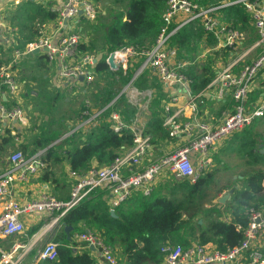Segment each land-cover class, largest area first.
<instances>
[{
	"label": "built area",
	"instance_id": "obj_1",
	"mask_svg": "<svg viewBox=\"0 0 264 264\" xmlns=\"http://www.w3.org/2000/svg\"><path fill=\"white\" fill-rule=\"evenodd\" d=\"M232 5L242 6L249 15V23L255 30L257 40L245 53L253 48L258 49L257 57L235 71L246 54L242 55L227 68L220 70L206 90L201 93L188 92V101L182 109L173 110L178 97L169 95L162 103L163 126L168 130L171 139L184 137L186 143L142 167L143 161L151 152L152 139L149 135H144L135 120L127 122L125 115L151 105L158 85H163L169 92H172L174 86L189 87L190 81L185 73L189 66L200 62L203 55L187 61L178 59L179 51L172 46V38L182 27L189 24L201 26L206 34L213 35L217 48L221 49L236 50V47L245 41L244 31L223 20L224 15L220 10ZM56 13L61 24L79 17L88 22H95L99 17L95 0H63ZM1 27L0 24V31ZM82 44L83 37L78 33L64 35L57 41L43 34L28 43L24 50H15L9 65L0 70V123L12 120L23 125L27 123V117L18 105L7 107L4 102L6 91L14 98L17 96L18 85L14 70L18 60L24 55L36 51L43 52L50 64L57 65L61 83L75 85L82 78L86 88H89L95 80L93 68L98 59L82 52ZM112 53L115 56L114 62L124 73L129 71L131 63L137 62L139 65L131 80L112 102L95 111L93 117L102 118L110 113L108 121L112 123L114 133H130L134 141L133 147L109 166L92 167L83 174L72 172L69 200L62 201L52 195L42 194L38 199L23 204L13 199L3 201L9 192V186L17 180L28 182L30 176L44 169L45 162L42 159L43 152L29 157L22 150L14 151L9 157L10 171L0 177V239L25 234L23 219L27 215L56 214L54 223H59L70 210L100 188L108 190L109 206L115 211L135 192L140 191L144 196H150L156 181L164 174H169L176 180L196 183L212 165L211 152L235 133L264 117V100L256 103H251L250 100L255 82L264 70V0H220L216 5L207 6H202L194 0H168L160 32L151 47L127 46ZM145 79L149 84L148 88ZM211 89L216 93L217 99H222L226 92H230L234 103L233 110L224 115L216 125L203 119L198 106L200 99ZM87 106L91 108L89 102ZM118 106L122 109L117 110ZM184 111L189 112L190 118L182 121L181 114ZM192 154L196 156L195 159ZM247 218V226L236 225V230L244 235L239 245L222 252L214 245L190 243L189 246H184L167 242L160 247L164 256L161 264H264L263 249L256 243L257 239L264 235V211L250 209L247 211ZM72 241L93 248L98 253L101 264H119L118 250L112 248L101 234L86 230L76 233ZM31 248L27 244L17 242L9 251L1 253L0 264H27L25 260L30 255ZM58 257V244L52 239L42 245L30 264H56Z\"/></svg>",
	"mask_w": 264,
	"mask_h": 264
},
{
	"label": "trees",
	"instance_id": "obj_2",
	"mask_svg": "<svg viewBox=\"0 0 264 264\" xmlns=\"http://www.w3.org/2000/svg\"><path fill=\"white\" fill-rule=\"evenodd\" d=\"M194 1L207 6L216 5L220 0ZM167 2L168 0H116L115 4L118 7L108 10V18L99 16L98 24L90 27L88 37L92 35L96 38L100 32L102 33V50L106 53L103 56L98 54L100 52L92 43H83L80 46L82 52H94L95 58L99 57L94 66L96 81L90 90V100L97 109H102L112 102L133 75L132 69L127 73L121 69H111L106 62L108 54L127 46L151 47L160 32ZM220 11L224 14V19L236 29L244 31L250 22L249 15L240 5L225 7ZM31 15L29 17L31 24L29 18L27 19V25H30L27 34L31 37L28 41L33 42L39 36L45 21L55 20L57 14L38 6ZM104 19L107 21L101 22ZM203 34L205 31L197 24L182 27L172 38V46L178 49L179 58L184 61L193 60L195 54L190 56V53H193L190 44L201 39ZM207 36L215 40L213 35ZM182 50H186L187 53L182 54ZM213 63V60H209L186 71L191 92L201 93L213 81L216 76ZM145 83L148 88L147 79ZM162 98L163 95L159 93L156 101L150 105L154 117L150 126L155 129L152 131V142L158 137V139L169 137L163 126L164 119L159 117ZM116 109L121 110L122 107L118 106ZM85 110L86 103H82L77 115H82ZM109 114H105L100 124L89 133H74L52 147L50 146L54 142L62 138V131L42 128L32 142L35 149L30 153L46 149L42 159L47 165L50 160L54 162L65 160L70 170L78 174L87 172L94 163L109 166L123 155V148H132L134 145L130 133L124 132L122 135L114 133L112 123L108 121ZM134 114L135 112L127 113L125 120L128 122ZM144 135L148 133L144 131ZM256 145L254 138L249 136L241 142V153L247 155L253 165L260 166L261 169L252 171L244 178L243 187L235 190L227 202V209L232 217L230 222L221 221L211 214L206 216L202 225L199 224L200 220L197 217L203 211H200L196 198L202 193L203 188L212 183L211 173L204 172L196 183L167 179L148 197L142 193L132 195L125 204L114 211L115 216L104 201L106 192L97 189L60 220L61 229L53 239L58 244L59 257L56 264H98L91 253L79 254L76 251L77 246L73 245V236L86 230L101 234L112 248L118 250L119 264H161L164 256L160 252V247L167 242L189 246L191 240H195L200 245L212 244L222 252L239 245L244 235L236 230V225L247 226L248 210L264 211V153H261ZM24 151L27 152L26 149ZM64 226L73 228L70 240ZM34 231L35 228L30 233L33 234Z\"/></svg>",
	"mask_w": 264,
	"mask_h": 264
},
{
	"label": "crops",
	"instance_id": "obj_3",
	"mask_svg": "<svg viewBox=\"0 0 264 264\" xmlns=\"http://www.w3.org/2000/svg\"><path fill=\"white\" fill-rule=\"evenodd\" d=\"M62 3L63 0H0V24L2 25L0 31V70L9 65V62L12 59L15 50L22 51L24 50L25 46L31 42L28 41V38L30 40L31 37L27 34L29 33L28 28L30 26L27 25L28 24L27 19L32 16L31 14L35 12L37 7L43 6L47 10L56 13V10H58L62 6ZM30 7H35V8L34 10H30L29 9ZM84 21L86 20L83 17H79L73 21L71 20L61 24L59 23L58 14H57V18L55 20L45 21V23L43 24V29L38 34L39 36L36 37L33 41L37 40L43 34L46 36H50L54 39V41H57L58 38L64 35L70 33H78L83 37V43H87L88 34L83 31V24H82ZM29 23L31 24L30 18H29ZM212 51L213 52L209 54V58L215 59L217 55H219V60L217 61L215 67H213V70L216 72L217 75V73L220 70L227 68L230 65L229 64L230 62H228L226 65L220 64L221 58H223L225 55L227 56L229 52H230L229 55L232 54L231 51L233 50L217 48V44H216V49H213ZM37 54H40V57L44 61L43 67H35L37 63L36 58L38 57ZM205 54L207 53L196 55L193 58L195 59L197 56L203 55V59L194 66L204 64L203 62L206 59ZM97 58L99 59V57ZM178 59L184 60L179 58V55H178ZM244 64L245 63L241 62L239 66L235 69V71H238V69L242 67ZM138 65L139 64L137 62H133L130 65V69L137 67ZM191 67L193 66L192 65L189 66L188 69ZM34 68L37 69L38 72H40V77L43 79L44 83L50 80L51 81L50 87L52 86L54 88L60 89V94L68 93L70 96H72L71 98L68 97L66 99V103H70V100H72L73 97L75 98L76 101L79 102L78 109L81 108L82 103H86V110L82 113V115L78 116L79 117L78 121L73 126H71L69 123L63 124V122L65 121L63 119L65 118L60 120V126L61 127L67 126V129L69 131L63 133L62 138L54 142L50 147L60 143V141L68 138L74 133H78V132L83 134L89 133L94 127L100 124L101 117L94 118L93 116L95 115V111H99L101 109L99 108L97 109L95 105H93L90 102L91 100H89V98H91L90 90L96 79L89 88H86V84L83 81V79L79 80L75 85L61 83L58 78L57 65L50 64L47 61L45 54L43 52H39V53L35 52L32 54L24 55L18 60V64L14 70L15 80H17L18 77L22 78V80H24L23 81L24 84H26V80H25L26 77L24 76L25 74L26 75L30 74V72ZM93 72H94V77L96 78L94 68H93ZM23 86H24L23 84L22 85L18 84L17 96L15 98L10 94L9 91L5 92L4 102L7 107L18 105L22 109L21 102L19 99V94L21 93ZM156 90H158V92L163 95V98L161 99L159 106L160 118L164 117V109L162 107V103L163 101H166L168 99L169 95L173 94L178 97V102L173 107V110L176 111L177 109H182L186 106V103L188 101V92H191L190 85L187 88L174 86L172 92H169L163 85L162 86L158 85ZM215 94L216 93L213 91V89L208 90L198 102L201 116L205 121L213 125L218 124L221 121V119L224 117V115L231 112L234 107V103L231 98L230 92H226L222 99H217L215 97ZM261 99L264 100V70L259 74L258 79L255 82L254 90L250 94L251 103H256ZM87 102L91 104V108H88ZM33 104L34 103L32 104L29 103L27 111L25 109H22L25 115L32 112L31 110L33 108ZM223 107L226 108L222 110ZM86 112H89V114H86ZM134 112L135 114L132 120H135L136 124L143 131L147 132L148 135L152 138L153 137L152 131L155 129H153L150 126L151 122L154 119L153 110L150 108V105L147 108L142 109L141 111L138 112L134 111ZM181 115H182L181 116L182 121H185L188 118H190V114L188 111L182 112ZM26 117H27V123L25 125L16 122L14 120L3 121L0 123V129H1L0 130V177L5 176L10 171L11 165H10L9 157L14 151L22 150L23 153L29 157L34 156L39 152H43L44 154V152L46 151V149L45 150L39 149L34 154L30 153L35 149V147L32 145V142L35 141L38 132L37 130L33 132L29 131L28 129L29 116ZM253 127L256 128L255 131L253 130L254 132H249V134H247L246 136L247 137L249 136L250 138H254V141H256L257 144L256 147L260 149L261 153H264V117L261 119H257L254 122ZM243 130H240L239 132L235 133L230 139L223 142L215 151L211 152L212 165L205 172L211 173L213 176H212V183L207 187H209L210 190V188L213 187L212 184L214 183V185H218L216 189L218 191L214 190L216 195H212V198H210L205 203L204 209H202L203 212L199 217H197L200 220L199 221L200 225L204 223V219H206V216H209L211 214L217 216L218 219L221 221L230 222L232 220V217L230 215L229 210L227 209L226 204L231 199V196L233 195L234 191L241 189L243 187V179L248 177V175L250 174V173L247 174V171H245L244 167L248 166L249 169L251 170L253 169L252 171L261 169L260 166H254L247 155H243L241 153L242 150L241 142L246 137V136H242L244 133ZM32 133H36V135L34 136ZM158 138L155 140V142H152L151 152L147 156V158L143 161L142 167L147 166L149 163L158 159L163 154L168 153L170 150L184 146L186 143V138L184 137H180L176 139H171L170 137L168 138L166 137L162 139H158ZM236 140L241 141L239 143V145L241 146L239 153L243 157L241 158L243 162L238 166L232 165L225 167L226 162L224 161L225 159L224 154L227 153V149L229 148V146H227L228 142L234 143L236 142ZM24 149H26L27 152H25ZM123 149H124L123 154H125V152L129 148H123ZM192 158L195 159L196 156L193 154ZM92 167L103 168L104 166H99L96 163H94ZM210 170H214V171L210 172ZM167 178H169V174H164L160 179H158L154 186V190L163 183H165ZM224 178L230 179V183L239 179V183L237 185L235 184L234 186L235 189L234 188L232 190L229 189L230 197L225 196L226 190L230 188L229 186H225L227 183L217 184L218 182L222 181ZM177 181H182V180H177ZM72 182H73L72 171L70 170L68 162L65 160H62L61 162H54L53 160H50L48 165L45 163L44 169H41L37 174L30 176L28 182H21L18 180L13 182L9 186L8 188L9 192L5 196L3 201H6L8 199H13L16 202L23 204L38 199L42 194H49L58 198L59 200L67 201L70 198ZM263 187H264V181H263ZM100 189L101 191L106 192L104 196V201L109 206L110 194L108 190L103 188ZM231 192L233 193L231 194ZM136 193H141V192L140 191L135 192L133 196ZM222 200L223 201L225 200V202H222ZM55 217L56 214L51 216H44L38 214L25 216L23 219L26 226L25 234L13 238L0 239V255L2 252L9 251L12 248V246H14L17 242H21L32 247L31 253H29L30 255H28L25 260L26 262L30 263L33 257L35 256V254L37 253V251L39 250L36 249L38 247V243L43 240L45 241L44 242L45 244L47 241L54 239L55 235L60 231L61 229L60 224H58L57 228L52 231L50 230L51 226L49 227L48 225V222L54 219ZM46 219H50V220L46 221ZM34 228L35 231L33 234H31L30 232L34 230ZM190 243H198V242H190ZM256 243L262 247L264 252V235L261 238L257 239ZM73 245L77 246L76 251L79 254H82L83 252L91 253V255L97 260L98 264H101L99 255L93 248H88L84 244H75L74 242ZM207 245H212V244H207Z\"/></svg>",
	"mask_w": 264,
	"mask_h": 264
},
{
	"label": "rangeland",
	"instance_id": "obj_4",
	"mask_svg": "<svg viewBox=\"0 0 264 264\" xmlns=\"http://www.w3.org/2000/svg\"><path fill=\"white\" fill-rule=\"evenodd\" d=\"M115 3H116V0H95V6L98 10L100 17L108 18V10L111 8H117L118 7ZM34 8L35 7H30L29 9L34 10ZM97 20L95 21V23L84 21L82 23L83 24V31L86 33H88V32L90 33L91 32L90 27L93 25H97L98 22L100 21V19L98 21ZM223 20L225 22H227L225 19H223ZM106 21H107V19H104L101 22H106ZM229 24H231V23H229ZM244 32H245V41L241 45L237 46L236 50L231 51L232 54L229 55V53H230L229 52L227 56L225 55L223 58H221L220 64L226 65L228 62H230L229 64H232L235 60L239 59V57L244 55V54H246V55H244L242 60H241L243 63L250 62L257 57V55L259 53L258 49L253 48V50H251L250 52L245 53L249 48L252 47V45L255 43V41L257 39V35H256L253 27L250 25V23L247 25ZM198 34L199 33H197L196 35L198 36ZM205 34L202 35L201 39H197L194 41L193 44H190V49L193 50V53H190V56H193L194 54L196 56V55H199L202 53H207V54H205L206 59L203 63L205 64L209 60L210 61L213 60V62H214L213 67H215L217 61L219 60V55H217V57L214 59V58H209V54H211L213 52L212 51L213 49H216V42L215 41L213 42V40L209 36H207V34L206 35ZM88 43H92V45L94 47H96L97 51L100 52L98 54H100L102 56L106 54L102 50V33L101 32L98 34V37H96V38L92 35L90 37H88V41L86 44H88ZM186 53H187L186 50H182V54H186ZM89 54L94 56V52H89ZM37 55H38V57L36 58L37 63L35 65V67H43L44 61L40 57V54H37ZM131 69L134 72L136 67L131 68ZM24 77H26V79H25L26 84H24V82H23L24 80H22V78H19V77L16 80L17 81L16 83H18L20 85H22V84L24 85L21 93L19 94V99L21 102L22 109H25L27 111L29 103H31V104L34 103L33 108L31 110L32 112L29 114H26V116H29V123H28L29 131L33 132V131L37 130L38 134L42 128L46 129V130L49 129L50 131H54V130L60 131L61 130L62 133L69 131L67 129V126H64V127L60 126V120L65 118V119H63V120H65L63 122V124L69 123L71 126H73L78 121L77 113L79 110L78 109L79 108V102L76 101L75 98L73 97V99L70 100V103H66V99L68 97L71 98L72 96H70L68 93L60 94V89L54 88L52 86L50 87V85H51L50 80L48 82L44 83L43 79L40 77V72H38V70L35 68L30 72V74H27V75L25 74ZM158 94H159L158 90H155V94H154V97L152 99V102L156 101V99L159 96ZM89 100H90V98H89ZM81 102H83V101H81ZM90 102L92 103V101H90ZM92 104L95 105L94 103H92ZM253 124H252V126L247 127L243 130L244 133L242 136H246L247 134H249V132L255 131L256 128L253 127ZM32 134L34 136L36 135V133H32ZM240 142L241 141H239V140H236V142H234V143L228 142L227 146H229V148L227 149V153L224 154V157H225L224 161L226 162L225 167L232 166V165L238 166L243 162L241 160V158H243V157L239 153V150L241 149V146L239 145ZM260 148H263V147H260ZM214 163H215V161H214ZM244 169H245V171H247V174L251 173L253 170V169L252 170L249 169L248 166L244 167ZM211 171L213 172L214 170H210V172ZM167 179L168 180L169 179L174 180L175 178H173L172 176L169 175V178H167ZM219 183H227L225 186H229L230 188H228V190H226L225 196L230 197L229 191L234 188L235 184L237 185L239 183V179L230 183V179L224 178L222 181L218 182L217 184H219ZM212 185H213V187H212ZM212 185H211L212 188H210V190H209V187L203 188L202 193L199 195V197L196 198L197 203H198L199 207L201 208L200 211H202V209H204L205 203L210 198H212V195H216L215 191H218V190H216L218 185H214V183ZM208 190H209V192H208ZM213 191H214V193H213ZM54 219H52V220L46 219V221L50 220L48 222L49 227L53 226L52 229L50 227L51 231L55 230L59 224V223H54ZM44 242L45 241H43V240L40 241L38 243V247L36 249L37 250L40 249L42 247V245L44 244ZM191 242H197V241L191 240ZM27 264H30V263H27Z\"/></svg>",
	"mask_w": 264,
	"mask_h": 264
},
{
	"label": "water",
	"instance_id": "obj_5",
	"mask_svg": "<svg viewBox=\"0 0 264 264\" xmlns=\"http://www.w3.org/2000/svg\"><path fill=\"white\" fill-rule=\"evenodd\" d=\"M36 53H39V51H36ZM114 59H115L114 53H111L109 58H108L107 63L110 66L111 69L119 70V65L114 62ZM80 80H82V78ZM232 193L233 192H231V194ZM222 202H225V200L224 201L222 200ZM111 213H112L113 216H115V212L114 211H112ZM72 230H73L72 226H66L65 227V233L67 234L69 240L71 239Z\"/></svg>",
	"mask_w": 264,
	"mask_h": 264
}]
</instances>
